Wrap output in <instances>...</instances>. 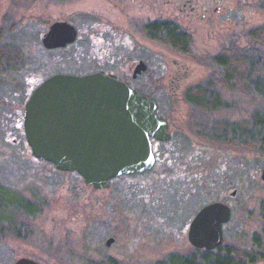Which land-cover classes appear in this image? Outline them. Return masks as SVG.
<instances>
[{"label": "rangeland", "instance_id": "374dc122", "mask_svg": "<svg viewBox=\"0 0 264 264\" xmlns=\"http://www.w3.org/2000/svg\"><path fill=\"white\" fill-rule=\"evenodd\" d=\"M208 13L190 16L173 3L144 6L130 0H0V42L18 45L19 64L0 68V192L13 194L12 204L0 206V264L28 256L42 264H165L194 247L187 228L202 204L223 200L231 216L222 224L224 241L238 253L250 251L252 236L263 227L264 150L253 145L211 142L198 135L201 113L185 101V87L215 70L212 54L226 46H252L248 30L264 27L258 0H209ZM218 1V2H217ZM216 6L217 9L213 10ZM160 17L178 22L192 37L189 54L142 34L141 23ZM69 20L80 30L71 44L45 48L41 36L54 20ZM135 34L128 49L95 25ZM117 38V37H116ZM112 54L105 56L107 48ZM128 41V38H125ZM257 52L264 56V42ZM9 54V52L7 53ZM150 69L131 78L138 57ZM9 56V55H8ZM109 57V58H108ZM139 63V62H138ZM102 68L128 76L143 92L153 94L171 124L169 140L149 170L110 180L107 188L86 184L75 170H59L36 157L24 135L22 117L32 88L57 71ZM154 85L157 87L154 88ZM229 107L205 116L208 123L248 122L264 110V97L225 89ZM185 164V165H184ZM21 197L29 211L16 207ZM109 236L114 240L105 244ZM256 264H264L259 261Z\"/></svg>", "mask_w": 264, "mask_h": 264}, {"label": "water", "instance_id": "95a60500", "mask_svg": "<svg viewBox=\"0 0 264 264\" xmlns=\"http://www.w3.org/2000/svg\"><path fill=\"white\" fill-rule=\"evenodd\" d=\"M77 36L76 26L54 20L41 36L45 48L64 47ZM140 60L134 74L144 70ZM23 130L31 152L59 170L77 171L86 184L107 188L117 176L148 169L154 163L151 137L166 140L167 121L156 113V101L138 93L129 81L98 70L55 72L30 92L23 109ZM264 181V167L261 169ZM231 209L222 201L200 206L189 221L187 239L212 250L223 243L222 224ZM114 237L105 239L109 245ZM11 264H42L19 256Z\"/></svg>", "mask_w": 264, "mask_h": 264}, {"label": "trees", "instance_id": "16d2710c", "mask_svg": "<svg viewBox=\"0 0 264 264\" xmlns=\"http://www.w3.org/2000/svg\"><path fill=\"white\" fill-rule=\"evenodd\" d=\"M258 6L264 10V0H258ZM154 27L155 25H153ZM159 27V31H154L152 37L171 49L185 55L189 54L192 37L184 28L172 21L163 19L160 21ZM248 35L253 41L252 46L247 48L242 46L239 49L226 46L212 54L211 63L216 71L188 86L184 95L193 109L201 113L200 118L198 117L195 121V128H197L195 132L198 135L211 142L253 145L257 149L264 150V110L254 111L250 114L248 122H238L234 125H228L223 120L211 124L205 119L209 113L230 106V103L223 96V87L239 90L245 94L257 93L264 97V56L256 51L260 40L264 42V27H252L248 30ZM2 36L3 29L0 28V41ZM8 52L9 54H7ZM19 55L20 48L18 45L9 46L0 42L1 69L8 66L9 62L13 63V68L17 67ZM138 173L141 174V172ZM12 198L13 194L0 192V206L12 204ZM14 203H16L17 208L20 207L24 212L29 211L28 208L31 204L30 202L26 206L21 197H15ZM260 214L263 227L260 229V233L257 232L252 236L253 246L250 251L238 253L230 247L220 244L212 250L195 248L190 255L173 254L167 261L165 260V264H256L259 261H264V205L261 207ZM100 263L109 264L106 260Z\"/></svg>", "mask_w": 264, "mask_h": 264}, {"label": "flooded vegetation", "instance_id": "af4514ba", "mask_svg": "<svg viewBox=\"0 0 264 264\" xmlns=\"http://www.w3.org/2000/svg\"><path fill=\"white\" fill-rule=\"evenodd\" d=\"M61 1V0H60ZM130 1H136L137 3L140 2L142 5L144 6H148V5H154V6H157V5H160L161 3H173L175 6H179L182 4V7H180L183 11H185L186 13H188L190 16L192 17H196L197 15L200 14V18L203 19L206 17L207 13H208V6H210V1L209 0H130ZM218 2V1H217ZM218 6H216L213 10H216ZM63 20H66V19H63ZM162 20V18H160L159 16L158 17H153V18H147L145 21H143L141 23V26H142V34L150 39V40H153L155 42H158L159 44H161V42L157 39H155V37H152L153 36V32L156 31L158 32L159 29H160V21ZM163 20H168V21H172L174 23H176L177 25L181 26L178 22L174 21V20H169V19H163ZM69 21V20H67ZM70 22V21H69ZM72 23V22H71ZM74 24V23H73ZM75 25V24H74ZM106 25H109L108 24V20H105L104 21H100L99 24L97 23L95 25L96 27V34L99 35L102 39H104V34L105 33H109L110 35H115L116 37H113L112 39H116V40H113L115 42H118L119 44H121L122 46L128 48V49H132V48H135V42H134V37H135V34L133 32H129V30L125 31V30H119L120 32H118V30L116 29H113V28H109V27H106ZM153 25H155V27L153 28ZM76 26V25H75ZM48 27V26H47ZM77 28V36H76V39L77 37L79 36V32L80 30L78 29V27L76 26ZM183 28V27H182ZM47 29V28H46ZM185 29V28H184ZM186 30V29H185ZM187 31V30H186ZM188 32V31H187ZM189 33V32H188ZM190 34V33H189ZM191 35V34H190ZM128 38V41H125V38ZM69 44L71 43H68L66 44L65 46H68ZM107 45H110V49L107 48L106 51H105V56H111L112 54V50H111V45H114V43H107ZM60 48V47H59ZM173 51L177 52V53H180L182 55H185L181 52H178L176 51L175 49H172ZM139 55H137L138 57ZM109 58V57H108ZM138 62L140 60H143L141 59V57H138ZM146 64V68L144 70H141L140 72L138 73H135L134 74V70H135V67L136 65L138 64V62L135 64V61H133L132 63H134L133 65H131V71H130V75H131V78H136L139 74H142L144 72H146L147 70L150 69V64L147 63L145 60H143ZM98 70H103L104 72L106 73H113L115 74L119 79L121 80H126V81H129L131 86L136 88V90L139 92V93H142V94H145L148 98L150 99H154L156 101V113H157V116L161 119H164L167 121V124H168V129L167 131L169 132L170 134V137L172 136L171 134V124H170V121L169 119H167L163 113V110L162 108L160 107V104H159V100L155 98V96L153 94H149V93H146V92H143L142 90L139 89L138 86L135 85V83L129 79L128 76H125V75H120L118 74L117 72L113 71V70H106V69H102V68H95V69H90L88 71H66V72H73V73H77V74H84V73H90V72H94V71H98ZM157 87V85H154V88ZM187 87H185L186 89ZM185 93V90L183 92V96L185 97L184 95ZM28 98V97H27ZM186 99V98H185ZM187 101V99L185 100ZM169 137V139H170ZM169 139H166V140H159V139H156V138H153L151 137V149H152V152L154 154V163L152 164V166L150 168L153 167V165L156 163V160L158 159L157 157H159V147H160V144L166 142L167 140ZM185 165V164H184ZM145 170H149L148 169H145ZM144 171V170H143ZM141 171V172H143ZM134 173H131V174H127V175H132ZM126 176V175H125ZM218 201H221L220 199H216ZM214 200V201H216ZM213 201V200H212ZM222 202H224L222 200ZM226 203V202H225Z\"/></svg>", "mask_w": 264, "mask_h": 264}]
</instances>
